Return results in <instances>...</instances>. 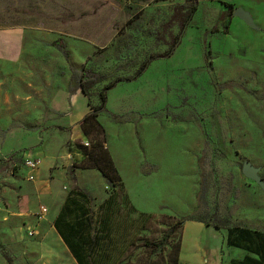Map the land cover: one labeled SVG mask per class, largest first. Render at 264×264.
<instances>
[{
  "label": "rangeland",
  "instance_id": "obj_1",
  "mask_svg": "<svg viewBox=\"0 0 264 264\" xmlns=\"http://www.w3.org/2000/svg\"><path fill=\"white\" fill-rule=\"evenodd\" d=\"M185 4L0 0V29L27 31L20 61L0 63V150L11 146L0 156V264H8L7 258L11 264H77L53 226L63 203L24 194L31 180L23 151L16 149V141L31 132L58 131V118L48 111L51 94L75 92L76 74L85 69L104 78L99 90L133 75L151 54L166 52L175 41L169 58L150 63L137 80L108 92L105 115L133 107L134 117L185 125L197 133L191 207L141 212L129 202L124 205L119 192L118 207L101 208L112 191L94 169H75L74 182L68 173L62 191L78 200L70 193L78 186L91 198L85 206L94 218L113 227L116 237L127 236L131 264H180L177 225L187 220L212 224L228 219L264 232V0H197L180 34L171 16ZM75 144L64 142L62 152L70 146L79 152ZM246 162L257 170L259 181L243 173ZM155 192L149 188L147 200ZM40 207L47 211L42 216ZM141 215V223L134 225Z\"/></svg>",
  "mask_w": 264,
  "mask_h": 264
},
{
  "label": "crops",
  "instance_id": "obj_2",
  "mask_svg": "<svg viewBox=\"0 0 264 264\" xmlns=\"http://www.w3.org/2000/svg\"><path fill=\"white\" fill-rule=\"evenodd\" d=\"M26 32L24 27L0 29L1 64L14 65L20 61ZM108 101L107 93L105 110L99 114L98 121L105 131V147L121 177L127 201L141 212L191 207L197 188V133L185 125L142 115L134 117L133 107L107 117ZM48 111L57 116L58 131L41 129L16 141V149L23 151L24 159L39 160V167L28 173L33 180L26 182L23 192L30 198L46 196L52 204H64L62 185L67 181L72 161L81 160L82 155L71 146L62 152L61 145L70 140L85 143L78 123L90 112L88 98L78 89L73 93L57 90L51 94ZM10 147L7 144L1 149L0 156ZM149 188L156 191L153 200H147L145 195ZM226 235V230L199 221L183 222L179 263L230 264L231 260L242 258L245 252L228 247Z\"/></svg>",
  "mask_w": 264,
  "mask_h": 264
},
{
  "label": "trees",
  "instance_id": "obj_3",
  "mask_svg": "<svg viewBox=\"0 0 264 264\" xmlns=\"http://www.w3.org/2000/svg\"><path fill=\"white\" fill-rule=\"evenodd\" d=\"M138 1L145 2L150 0ZM155 1L164 2L167 0ZM186 3L175 7L171 16V21L178 25L180 34L183 33L190 22L195 12L197 0H186ZM177 44L178 41L173 42L164 53L151 54L139 65L133 75L118 77L103 85L99 90H97L98 85L104 80L99 73L85 69L76 74V89H80L88 98V106L90 108V112L84 116L78 125L82 134L89 140V143L88 146H84L82 142H76L75 146L81 153L82 159L78 163H72L68 173L73 181L76 179L74 176L75 169H94L101 174L107 187L112 191L109 198L101 205V208H111L113 205L118 207L119 192L123 193V204H128L127 197L123 191L121 177L105 147V131L98 121L99 114L105 110L107 93L120 83H130L137 80L150 63L159 59L169 58ZM57 49L67 60L68 53L65 51V46L62 42L57 43ZM93 96H98L99 99L94 101L92 100ZM70 193L78 200L70 197L71 195L66 198L54 220L53 226L77 264H131L129 257L126 256L127 236L116 237L113 227L109 226L104 220L100 221L94 218L90 208L85 206V203H89L91 198L83 190L75 186ZM143 218L144 215H141L138 219L133 220L132 223L134 225L140 224ZM197 221L207 226L226 230L227 246L245 252L242 258L231 260L230 264H264L263 231L232 223L228 219H217L212 224L203 220ZM182 223L179 222L176 225L180 228ZM142 229H144L143 225L135 233ZM133 241L135 243V238L132 239ZM179 249L180 245L178 246ZM6 260L8 264H11L9 258Z\"/></svg>",
  "mask_w": 264,
  "mask_h": 264
},
{
  "label": "built area",
  "instance_id": "obj_4",
  "mask_svg": "<svg viewBox=\"0 0 264 264\" xmlns=\"http://www.w3.org/2000/svg\"><path fill=\"white\" fill-rule=\"evenodd\" d=\"M84 146H88V142L83 143ZM24 166L28 169V171H33L39 167V160L38 159H33V158H28L24 160ZM29 180H33L32 175H28ZM40 215H44L47 211L44 207H40ZM32 233V232H31Z\"/></svg>",
  "mask_w": 264,
  "mask_h": 264
},
{
  "label": "water",
  "instance_id": "obj_5",
  "mask_svg": "<svg viewBox=\"0 0 264 264\" xmlns=\"http://www.w3.org/2000/svg\"><path fill=\"white\" fill-rule=\"evenodd\" d=\"M243 173L246 176L251 177V178L259 181V177L257 176V170L251 165V163L246 162L243 165Z\"/></svg>",
  "mask_w": 264,
  "mask_h": 264
}]
</instances>
